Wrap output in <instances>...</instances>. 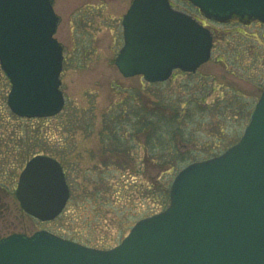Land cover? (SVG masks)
<instances>
[{
	"label": "water",
	"instance_id": "water-1",
	"mask_svg": "<svg viewBox=\"0 0 264 264\" xmlns=\"http://www.w3.org/2000/svg\"><path fill=\"white\" fill-rule=\"evenodd\" d=\"M188 1L218 23L233 16L264 23V0ZM58 21L51 0H0V69L10 85L6 104L20 118L54 117L65 105ZM121 26L114 64L123 78L162 83L210 60V30L170 0H132ZM69 196L54 158L25 163L15 188L23 212L51 221ZM0 264H264V86L239 140L182 168L168 205L139 220L119 245L100 250L45 230L15 233L0 239Z\"/></svg>",
	"mask_w": 264,
	"mask_h": 264
},
{
	"label": "rangeland",
	"instance_id": "rangeland-1",
	"mask_svg": "<svg viewBox=\"0 0 264 264\" xmlns=\"http://www.w3.org/2000/svg\"><path fill=\"white\" fill-rule=\"evenodd\" d=\"M130 3L52 0L59 18L55 38L63 47L60 90L65 105L58 115L44 119L13 117L4 95L8 82L0 78V238L45 230L86 247L108 250L117 246L136 222L166 207L149 196L150 176L156 171H142L140 164L135 171L128 157L106 152L100 142L102 116L122 96L115 87H147L139 76L123 78L114 64L123 44L121 19ZM171 3L176 10L204 20L213 33L211 58L196 72L213 80L214 90L207 101L213 104L226 98V90L233 88L244 97L239 100L240 108L250 107L252 112L264 86V26L237 21L215 23L205 20L192 5L178 0ZM174 77L172 86L189 83L188 78L179 77L178 71ZM210 114V126L201 128L205 132L198 136V145H188L198 151L201 144L210 148L208 153L200 151L195 162L224 152L228 147L216 155V149L226 144L220 142L223 139L239 133L238 141L250 118L246 112L235 120L220 113ZM135 153L137 161H143V149L137 147ZM35 155L56 159L70 190L63 212L47 222L25 214L15 197L19 174ZM175 174L168 178L162 175L161 179L172 182Z\"/></svg>",
	"mask_w": 264,
	"mask_h": 264
},
{
	"label": "trees",
	"instance_id": "trees-1",
	"mask_svg": "<svg viewBox=\"0 0 264 264\" xmlns=\"http://www.w3.org/2000/svg\"><path fill=\"white\" fill-rule=\"evenodd\" d=\"M184 2L190 5L186 0L179 1ZM179 77L188 78L189 83L172 86L175 79L173 75L171 80L164 83H146L147 89L145 84L131 88L116 86V92L122 96L103 114L102 130L99 134L106 152L115 151L118 155L128 157L135 171L140 164L142 171L149 168L157 172L155 176H150L149 196L153 202L163 207L169 202L171 180L166 178L197 161L200 151L210 152L206 144L199 145L202 149L200 151L188 148L189 144L198 145L196 143L201 140L198 136H203L201 131L205 132L201 128L210 126V115L213 116L210 113H220L222 117L229 116L235 120L243 117L242 112L247 113L246 117L251 112L250 107L247 110L240 108L239 100L244 97L236 89L229 88L224 94L227 95L226 98L210 104L207 99L210 91L214 90L211 77L181 72ZM0 78L6 81L1 70ZM206 79H210V83H205ZM6 86L9 90L8 83ZM151 88L155 90H148ZM8 90L5 91V97ZM12 116L18 118L13 114ZM220 133L223 135L222 131ZM238 136L239 133L235 138L220 141L226 144L216 149V155L236 143ZM212 138L215 139L213 136ZM137 147L143 149V161L140 158L137 161ZM206 157H210V154ZM162 175L166 178L161 179Z\"/></svg>",
	"mask_w": 264,
	"mask_h": 264
},
{
	"label": "flooded vegetation",
	"instance_id": "flooded-vegetation-1",
	"mask_svg": "<svg viewBox=\"0 0 264 264\" xmlns=\"http://www.w3.org/2000/svg\"><path fill=\"white\" fill-rule=\"evenodd\" d=\"M195 19L198 20V21H201L199 18L195 17ZM233 21H237V22H239L241 24H245V25H247V24H255V25H258V26H260V25L264 26V24H262V23H260V22H258L256 20H250L248 18H240V17H233L228 23H232ZM201 22L204 24L205 21L202 20Z\"/></svg>",
	"mask_w": 264,
	"mask_h": 264
}]
</instances>
